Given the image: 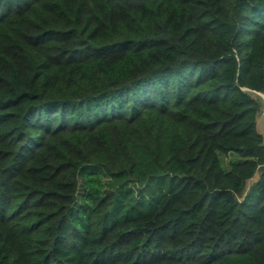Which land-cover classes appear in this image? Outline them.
<instances>
[{"label": "trees", "instance_id": "1", "mask_svg": "<svg viewBox=\"0 0 264 264\" xmlns=\"http://www.w3.org/2000/svg\"><path fill=\"white\" fill-rule=\"evenodd\" d=\"M251 92L264 0H0V264H264Z\"/></svg>", "mask_w": 264, "mask_h": 264}, {"label": "rangeland", "instance_id": "2", "mask_svg": "<svg viewBox=\"0 0 264 264\" xmlns=\"http://www.w3.org/2000/svg\"><path fill=\"white\" fill-rule=\"evenodd\" d=\"M252 96L258 101V103L260 104V111L257 117V129L258 132L263 133L264 134V95L262 93L259 92H251ZM223 167L227 170L230 168V164L232 162L238 161L239 157L236 154L230 153L227 155H221L220 156ZM259 174V170L257 171V175ZM256 180L253 179L252 181H248L245 189H244V193H247V191H249L250 187L252 186V184L255 182Z\"/></svg>", "mask_w": 264, "mask_h": 264}, {"label": "water", "instance_id": "3", "mask_svg": "<svg viewBox=\"0 0 264 264\" xmlns=\"http://www.w3.org/2000/svg\"><path fill=\"white\" fill-rule=\"evenodd\" d=\"M260 134L264 137V134L263 133H260ZM258 170H259V174L257 175V172H256V176L253 178L255 180H258L260 178V176L262 175V173L264 172V165L259 166L258 169H257V171Z\"/></svg>", "mask_w": 264, "mask_h": 264}]
</instances>
